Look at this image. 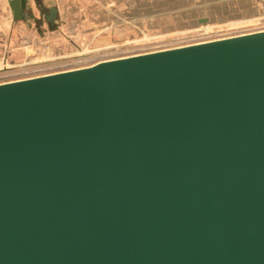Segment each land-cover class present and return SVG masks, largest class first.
<instances>
[{
	"label": "water",
	"instance_id": "obj_1",
	"mask_svg": "<svg viewBox=\"0 0 264 264\" xmlns=\"http://www.w3.org/2000/svg\"><path fill=\"white\" fill-rule=\"evenodd\" d=\"M0 264H264V30L0 84Z\"/></svg>",
	"mask_w": 264,
	"mask_h": 264
},
{
	"label": "crops",
	"instance_id": "obj_2",
	"mask_svg": "<svg viewBox=\"0 0 264 264\" xmlns=\"http://www.w3.org/2000/svg\"><path fill=\"white\" fill-rule=\"evenodd\" d=\"M120 1L71 0L78 9L61 12L54 6L64 0H27L22 18L16 19L11 0H0V79H3L0 84L90 66H76L77 54L109 48L114 41H125L126 33L132 30L128 28L127 10L120 6ZM231 1L241 5L223 7L221 16L241 19L263 9L264 0ZM108 2L117 4L105 6ZM52 8L57 9V16L50 24L45 13ZM135 21L137 32V18Z\"/></svg>",
	"mask_w": 264,
	"mask_h": 264
},
{
	"label": "rangeland",
	"instance_id": "obj_3",
	"mask_svg": "<svg viewBox=\"0 0 264 264\" xmlns=\"http://www.w3.org/2000/svg\"><path fill=\"white\" fill-rule=\"evenodd\" d=\"M38 3L36 1L43 21ZM261 3L263 9L259 10L260 12L257 10L256 13L240 19L221 16L223 7L230 9L235 5H241L231 0H122L120 6L127 10L128 28L132 29L126 33L125 41H114L109 48L84 50L77 54L79 57L74 62L76 66L93 65L103 60L263 31L264 1ZM114 4L117 2H108L105 6ZM54 7L61 12L78 9L77 5H72L71 0H64ZM45 14H49L48 9ZM206 17L210 18L207 23L200 21ZM136 18L137 32L134 30Z\"/></svg>",
	"mask_w": 264,
	"mask_h": 264
},
{
	"label": "flooded vegetation",
	"instance_id": "obj_4",
	"mask_svg": "<svg viewBox=\"0 0 264 264\" xmlns=\"http://www.w3.org/2000/svg\"><path fill=\"white\" fill-rule=\"evenodd\" d=\"M26 4H27V0H26ZM25 8H26V6H25ZM25 10V9H24Z\"/></svg>",
	"mask_w": 264,
	"mask_h": 264
}]
</instances>
